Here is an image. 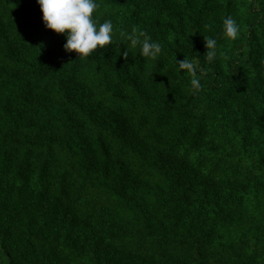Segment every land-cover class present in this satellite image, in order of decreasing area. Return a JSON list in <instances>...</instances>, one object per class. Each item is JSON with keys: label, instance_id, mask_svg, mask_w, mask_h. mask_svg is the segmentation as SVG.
<instances>
[{"label": "trees", "instance_id": "1", "mask_svg": "<svg viewBox=\"0 0 264 264\" xmlns=\"http://www.w3.org/2000/svg\"><path fill=\"white\" fill-rule=\"evenodd\" d=\"M97 3L113 42L79 58L0 0V264H264V0Z\"/></svg>", "mask_w": 264, "mask_h": 264}, {"label": "clouds", "instance_id": "2", "mask_svg": "<svg viewBox=\"0 0 264 264\" xmlns=\"http://www.w3.org/2000/svg\"><path fill=\"white\" fill-rule=\"evenodd\" d=\"M42 12V22L46 29H51L55 33L64 34L66 42L63 48L67 52H76L79 58L87 57L94 52L98 46L103 48L113 42V23L110 19L98 23L93 13L98 9L97 0H37ZM237 21L227 16L222 21L223 35L230 39H236L239 33ZM143 39H139L133 31L120 33L122 41H130L131 44H139V54L142 57L155 59L162 54V45L158 41L152 40L145 34ZM206 40V53L204 58L208 63L218 59V43L215 37ZM126 55V52L124 53ZM181 70L192 73L190 81L193 92H199L201 82L195 78V67L191 60L183 59L177 62Z\"/></svg>", "mask_w": 264, "mask_h": 264}]
</instances>
